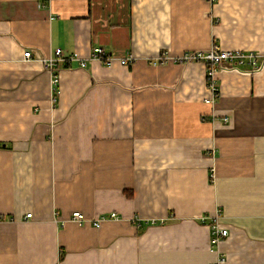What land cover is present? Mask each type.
<instances>
[{"label":"crops","instance_id":"0c3cea01","mask_svg":"<svg viewBox=\"0 0 264 264\" xmlns=\"http://www.w3.org/2000/svg\"><path fill=\"white\" fill-rule=\"evenodd\" d=\"M212 49L264 57V0H0V264H264V59L211 106Z\"/></svg>","mask_w":264,"mask_h":264},{"label":"built area","instance_id":"2783aa9c","mask_svg":"<svg viewBox=\"0 0 264 264\" xmlns=\"http://www.w3.org/2000/svg\"><path fill=\"white\" fill-rule=\"evenodd\" d=\"M214 2L215 0H209ZM32 53L27 51L24 53L23 57L25 59H30ZM263 60L264 57L261 58L259 54L255 53H246L243 51H227V50H219L212 49L207 53H190L181 57V62L193 63L200 62L207 65V85L210 91V97L205 100L207 105L214 106L219 99V83L215 78V72L222 67L224 64L232 65L233 67H244L245 65H250L251 68L256 71L261 68L260 60ZM133 57L128 56L124 59L120 60L121 65L130 66L133 63ZM88 61H98L103 65H111L113 63V58L111 55L107 54L102 48L96 47L92 50V53L89 59L81 60L78 55L71 54L67 55L63 51V49H57L55 54L51 57L44 58L42 60L43 66L47 71L55 73L56 69L60 64L62 65H70L71 63H79L81 68H86L88 66ZM59 79L57 74L53 75V85H58ZM56 91V88H55ZM225 123H229V118L225 117L223 120ZM222 212L219 209L216 215L213 217L212 225H211V245L219 246L222 239L227 238L229 236V231L227 229L222 228L220 221L222 220ZM32 214H28L27 218H31ZM110 219H118L115 213L110 215ZM106 218H100L95 221H89L86 219L82 213L74 212L72 214L71 220L78 224H86L92 223L94 227L99 228L103 223V220H110ZM206 219H203L204 222ZM138 224H140V220H138ZM225 262V258L221 255L218 256L217 262L215 264H223Z\"/></svg>","mask_w":264,"mask_h":264},{"label":"rangeland","instance_id":"374dc122","mask_svg":"<svg viewBox=\"0 0 264 264\" xmlns=\"http://www.w3.org/2000/svg\"><path fill=\"white\" fill-rule=\"evenodd\" d=\"M138 220H139V219H137V220L135 219V222H136L137 224H138Z\"/></svg>","mask_w":264,"mask_h":264},{"label":"trees","instance_id":"16d2710c","mask_svg":"<svg viewBox=\"0 0 264 264\" xmlns=\"http://www.w3.org/2000/svg\"><path fill=\"white\" fill-rule=\"evenodd\" d=\"M66 67H69V65H65Z\"/></svg>","mask_w":264,"mask_h":264}]
</instances>
